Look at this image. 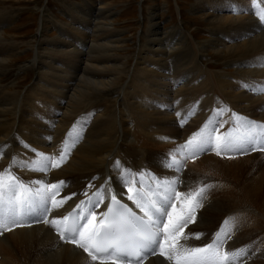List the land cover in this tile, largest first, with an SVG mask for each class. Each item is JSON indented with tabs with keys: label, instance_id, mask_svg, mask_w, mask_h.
<instances>
[{
	"label": "bare ground",
	"instance_id": "6f19581e",
	"mask_svg": "<svg viewBox=\"0 0 264 264\" xmlns=\"http://www.w3.org/2000/svg\"><path fill=\"white\" fill-rule=\"evenodd\" d=\"M81 1L82 5L65 7L67 18L79 22L77 30L70 23H55L46 8L40 11L36 40L27 44L34 49L30 67L36 83L31 91L21 94L12 91L17 85L4 86L3 76L9 64L16 62L13 57L20 44L5 38L3 26L14 18L0 10V172L9 168L13 157L19 165L37 161V152L59 157L66 140L69 146L58 168L49 164L47 171L31 170V163L11 168L18 182L32 190L23 193L25 197L41 187L37 182L63 181L56 195L63 203L53 207L48 200L49 212L25 215L21 226L3 231L0 264H100L83 249L61 240L43 216L49 221L62 220L91 208L99 223L112 206L113 195L144 214L128 199V187L120 178L116 161L131 170L129 182L136 181L145 205L156 198V180L178 177L177 191L185 194L210 186L202 194L195 218L183 227L178 247H206L227 219L221 251L247 250L231 264H264V154H252L264 147L257 143L246 151H222L218 156L215 139L230 130L232 135L238 134L233 113L264 125L260 122L264 121V93L242 94L229 82L241 74H253L258 78L254 84L264 86V22L257 21L252 0L195 3L192 12L201 14L210 33V39L201 44L192 33L180 32L178 26L161 29L156 22L160 8L150 7L148 29L139 36L131 55L126 52L122 31L113 27V5L108 0ZM258 1L264 5V0ZM233 8L242 11L234 14ZM51 29L58 30L59 36L49 39ZM71 34L87 46L83 56ZM213 56L231 71L212 72L213 67L205 62ZM122 77L126 79L123 84ZM215 94L242 108H212L220 106L212 97ZM219 109L226 110L217 115ZM252 115L258 119L252 120ZM182 119L186 121L183 126ZM206 124L212 144L184 160L181 171L166 167L171 154L181 158L178 146ZM98 191L104 199L92 207L87 201L92 198L95 202ZM173 203L180 207L175 197ZM163 219L166 222L167 215ZM141 260L142 264H174L159 256L158 249Z\"/></svg>",
	"mask_w": 264,
	"mask_h": 264
},
{
	"label": "snow or ice",
	"instance_id": "6c2138e0",
	"mask_svg": "<svg viewBox=\"0 0 264 264\" xmlns=\"http://www.w3.org/2000/svg\"><path fill=\"white\" fill-rule=\"evenodd\" d=\"M252 7L256 10L258 18L264 22V7L257 4V0H252ZM232 11L234 14H239L242 9L233 8ZM244 87L255 91L248 85H244ZM259 91L264 93V86H261ZM225 110L219 109L217 115ZM177 115L180 114L177 113ZM233 117L237 123L238 134L232 135L230 130L225 136H216V154L218 156L222 151H246L257 143L260 147H264V125L249 121L236 113H233ZM185 122L182 119L181 126ZM206 128L207 124L205 128L194 133L183 145H179L177 151L181 158L177 159L173 153L171 154L172 159L165 166L181 171L184 160L190 157L194 158L211 145L212 136L210 132L205 131ZM69 135L71 136V133ZM25 147L28 146L25 145ZM32 151L35 150L32 149ZM68 151L69 146L66 140L59 157L46 156L37 152V161L22 162L19 165L16 158L13 157L9 168L0 172V234L3 231H10V226H21L25 219L26 208L29 213L34 214L39 211L43 214L50 211L47 207L48 200L52 201L53 207H58L63 203L56 199V195L64 185L63 181L48 185L37 182L41 183V187L32 196L25 197L23 193L32 190L26 189L23 184L18 182L17 178L12 175L11 168L13 166L28 167L29 163L33 165L31 170L47 171L49 164L53 168H58L65 161ZM115 167L119 169L122 182L128 187V199L136 203L137 207L144 212L146 219L135 217L126 205L120 204L115 195L112 196V206H109L108 212L104 214V219L99 223L96 222L95 214H91V208H85L79 213L81 220L72 219L71 214L64 216L62 220L52 219L51 221L46 215L43 216L44 223H51L61 240L83 249L92 261L99 260L100 264H133L135 261V264H142L141 258L146 257L149 253L155 255L158 248L159 254L165 259L173 261L174 264H231L233 259L246 253V249H238L233 253L221 251L220 245L223 243L221 233H224L225 237L227 236L225 231V226L229 224L227 219L213 243L203 248L181 249L178 247L183 227L195 218L196 209L202 206L200 203L202 194L210 186L198 188L195 192L185 194L177 191V186L180 183L178 177L163 181L156 180V198L145 205L142 203L143 197L137 190L136 181L133 179L129 182L128 177L131 170L123 168L119 161H116ZM5 194H7V199H5ZM94 195L96 201L93 202L92 198H89L87 203L92 207H97L103 201L104 196L99 191ZM173 197L180 202L179 208L173 203ZM83 204L85 201H81V205ZM81 205H77V207L80 208ZM169 205H171V211L168 210ZM84 212L90 213V216H85ZM165 215H167L166 222L163 219ZM85 219L87 223L82 224L81 221ZM197 238H199V234Z\"/></svg>",
	"mask_w": 264,
	"mask_h": 264
},
{
	"label": "rangeland",
	"instance_id": "374dc122",
	"mask_svg": "<svg viewBox=\"0 0 264 264\" xmlns=\"http://www.w3.org/2000/svg\"><path fill=\"white\" fill-rule=\"evenodd\" d=\"M198 1L201 0H108V2L113 5V27L118 29L119 31H122L121 38L125 40L124 45L127 49L126 52L130 55L134 52L133 46L138 43L139 36L148 29L147 17L149 8L155 6L160 8V13H157L156 22L160 24L161 29L165 28L166 30H168L172 27L178 26L180 32L192 33L194 35V40L199 44L204 43V41L206 40H209L210 33L207 23L201 16H199L201 15L200 13L192 12L193 6ZM258 3L261 7H264L261 2L258 1ZM74 4L82 5V1L0 0V10L5 9V12H10L12 15L8 16L14 18L8 26H3V32H5L4 36L10 41L20 44L18 53L13 57L16 62H11L9 64L10 71L8 70V72L3 76L5 81L4 86H9L8 88H11L10 85H17L16 88L12 89L13 92L17 91V94L25 92L26 89L28 90V92L32 90V87L36 83L35 73L30 67L32 58L34 56V49L33 46H29L27 44L30 43L33 39L34 41L36 40V35L39 30L38 28L40 24V11L43 8H46L53 13V20L55 21V23H70L71 27L76 28L77 30L80 27L79 22L69 20L67 18L68 13L65 12V7L72 6ZM251 8L252 11H256L252 7V3ZM255 16L258 18L257 15ZM257 21L261 22L259 18L257 19ZM179 25H181L182 27H179ZM47 36L49 37V39L54 38L55 36L58 37V30L51 29V31L48 32ZM70 37L78 46V50H80V52L82 53L81 56H83L86 52L87 46L85 44H81L79 38L75 37L73 34H71ZM222 63L223 62L221 59L214 56L211 57L208 62H205L206 65L210 64L213 67V69L211 70L212 72L231 71V68L224 66ZM23 67H25L24 70ZM235 79H237V81L233 82V80ZM125 80L126 79L122 77L120 83H125ZM257 80V76L253 74H241L237 77L231 78L229 82L232 84V89H237L236 92L241 91L242 94L247 93L249 95L251 93H260V87L254 84V82ZM244 85L250 86V88L255 89V91L249 90V87H244ZM200 97L202 101L205 99L204 95ZM212 97L217 104H220L219 107L213 106L212 108H229L230 110H233L232 108H242L238 104L228 102L225 98L218 94H215ZM63 101L64 99H62V102ZM44 103L50 104L48 101H44ZM197 105L198 104L194 105L193 108L197 107ZM251 118L252 120L258 119L254 118L253 115ZM260 122L264 123V121L261 120ZM261 150L262 149L260 148L255 151V153L252 151V154H264V151Z\"/></svg>",
	"mask_w": 264,
	"mask_h": 264
}]
</instances>
